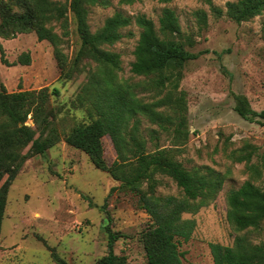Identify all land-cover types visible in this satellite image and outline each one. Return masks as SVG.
Returning a JSON list of instances; mask_svg holds the SVG:
<instances>
[{
    "label": "rangeland",
    "instance_id": "rangeland-1",
    "mask_svg": "<svg viewBox=\"0 0 264 264\" xmlns=\"http://www.w3.org/2000/svg\"><path fill=\"white\" fill-rule=\"evenodd\" d=\"M104 1L88 7L91 31L99 29L117 11L132 18L144 14L158 27V18L168 7L178 18L180 40L196 54L186 63L178 85L185 97L187 139L175 145L171 133L144 118L141 130L150 148L156 144L172 149L187 169L208 166L225 175L223 187L212 202L196 213L183 214L195 225L190 238L179 243L183 264H213L209 243L231 245L237 234L226 220V192L252 178L245 162H237L233 155L248 146L254 151L250 163L260 167L264 152V126L242 118L234 110L235 94L245 95L254 110H264V10L236 22L227 15L226 3L237 0ZM67 17L61 48L71 58L80 39L71 12ZM53 25L62 34L59 24ZM122 32L124 36L106 48L119 54V79L141 81L144 77L130 71L140 28L132 20ZM0 45L6 59L3 63L0 58V83L8 92L58 89V94L49 99L55 115L56 142L44 153H34L25 160L8 188L0 229V264H59L52 252L67 264H96L107 252L106 227L110 223L114 231L122 233L114 243V252L125 255L127 264H148L140 235L150 218L140 207L137 195L123 189L113 191L106 202L110 219L102 206L111 187L119 182L65 141L75 125L91 120L87 104L82 106L78 98L85 72L61 78L51 43L38 40L33 30L0 36ZM23 53L29 55L28 64L19 60ZM138 95L148 101L153 98L150 91H138ZM26 125L35 127L30 117ZM150 129H156L157 139L149 140ZM102 141L104 158L110 164L115 150L109 136ZM157 178V194H181L171 178ZM254 182L264 190V172ZM262 225L250 235L254 243H264V221Z\"/></svg>",
    "mask_w": 264,
    "mask_h": 264
},
{
    "label": "trees",
    "instance_id": "trees-1",
    "mask_svg": "<svg viewBox=\"0 0 264 264\" xmlns=\"http://www.w3.org/2000/svg\"><path fill=\"white\" fill-rule=\"evenodd\" d=\"M134 1L119 0L123 4ZM96 3L106 2H1L0 36L33 30L38 40L51 43L61 78L69 79L85 72L78 98L79 104H87L91 120L75 125L65 135L66 143L86 153L96 168L108 172L119 182L111 187L102 206L110 219L106 202L113 191L123 189L137 195L140 207L150 218L140 235L147 263L183 264L179 243L181 239L190 238L195 225L193 219L183 218V214L196 213L212 202L223 187L225 175L208 166L187 169L174 157L172 149L156 144L150 148L142 134L141 121L144 118L160 130L171 133L175 145L187 139L186 103L178 85L186 63L196 54L180 40V25L172 9L163 8L158 27L144 14L132 18L117 11L93 32L87 22L88 7ZM226 8L227 15L234 21H246L264 10V0L228 1ZM67 12L72 14L80 39L71 58L61 48L63 35L67 34ZM201 19L204 20V16ZM132 20L140 28L130 68L133 75L144 77L138 82L118 78L119 54L106 48L124 36L122 29ZM53 22L59 24L62 34L54 30ZM0 58L6 63L1 45ZM19 60L28 64L30 58L23 53ZM138 91L153 92V98L145 100ZM56 94L58 89L50 91L47 87L8 92L0 83V229L8 188L19 169L32 154H42L56 142L55 115L49 106L50 96ZM234 101V110L239 116L264 126V110H254L242 94H235ZM29 117L35 127L26 125ZM149 132L150 141L158 138L156 129ZM106 135L116 154L110 164L104 158L102 139ZM29 144L28 151L23 152ZM253 152L243 146L233 155L237 162H245L252 178L226 192V220L237 234L231 245L209 243L213 264H264V243H254L250 236L262 228L264 221V190L254 182L264 172V152L260 156V167L250 163ZM159 175L171 178L181 194H157ZM106 232L107 252L96 264H127L125 255L114 252V243L122 233L114 231L111 223ZM52 255L59 264H67L53 252Z\"/></svg>",
    "mask_w": 264,
    "mask_h": 264
}]
</instances>
